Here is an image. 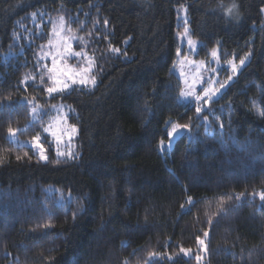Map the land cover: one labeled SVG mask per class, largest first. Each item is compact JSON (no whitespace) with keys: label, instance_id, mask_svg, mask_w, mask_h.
Masks as SVG:
<instances>
[{"label":"trees","instance_id":"16d2710c","mask_svg":"<svg viewBox=\"0 0 264 264\" xmlns=\"http://www.w3.org/2000/svg\"><path fill=\"white\" fill-rule=\"evenodd\" d=\"M61 20L97 82L49 94ZM185 26L200 55L246 61L212 113L180 100ZM53 105L76 129L69 158ZM261 192L264 0H0V264H264Z\"/></svg>","mask_w":264,"mask_h":264},{"label":"rangeland","instance_id":"374dc122","mask_svg":"<svg viewBox=\"0 0 264 264\" xmlns=\"http://www.w3.org/2000/svg\"><path fill=\"white\" fill-rule=\"evenodd\" d=\"M180 19H185L183 15L179 16ZM178 40L180 42V48L178 51L175 66L173 67L174 73L179 77L182 84V89L180 92V100L183 103H195L199 110V113L211 112L210 106L211 101L216 100L220 95L228 88V86L236 79L238 72L244 67L246 61L241 64V60L236 61L235 59H225L223 60L218 49H213L209 52L208 56L200 55L201 41L194 39L189 35V28L185 26L183 31L178 34ZM189 41L192 43L190 44ZM75 39H71L70 36L65 31L64 24L59 22L57 24L54 38L51 43L52 50L49 56L57 55L62 53V57L58 56V59H62V65H67L74 69L77 75L75 76L76 83L68 81V87L63 88L62 85H57L54 83L55 79H65V77L59 76L57 73H53V86L60 87L61 91H57L55 94L62 91H67L71 89L74 85H82L78 81L81 77L86 79L85 86L92 87L96 84L97 79L92 73L93 66L91 61L87 56L81 55L77 57L74 53L77 52L73 49L72 54L64 52V49L68 43L74 46ZM215 52V55H213ZM87 69V71H85ZM94 81V83H93ZM205 92L208 95L205 96ZM51 112L53 114L47 128V134L51 136V140L54 144L55 154L58 158L64 159L72 156L75 150L74 140L76 137V129L68 124L67 118L69 114L68 107L53 105L51 107ZM42 109L38 107H33L31 109L32 118L35 119L37 114L40 113ZM207 116H204V120H207ZM73 128L75 131H73ZM184 131V127L178 128L175 133L169 135V140L166 142L169 147H173L176 139ZM57 135H53V133ZM171 131H169L170 133ZM59 136V141L57 140ZM71 137V138H69ZM9 138L12 141H17L16 133H9ZM43 138H40V144L43 148L39 147L33 140H19L17 143L25 144L34 149L37 155L43 162H46L49 158V153L47 152V145L42 143ZM63 153V155H61ZM47 157V159H44ZM251 237L252 234L247 232ZM253 237V236H252ZM254 238V237H253Z\"/></svg>","mask_w":264,"mask_h":264},{"label":"snow or ice","instance_id":"6c2138e0","mask_svg":"<svg viewBox=\"0 0 264 264\" xmlns=\"http://www.w3.org/2000/svg\"><path fill=\"white\" fill-rule=\"evenodd\" d=\"M63 23V21L61 20V24ZM189 43L191 44L192 42L189 41ZM72 51H73V45L71 43H68L64 49V52L65 53H68V54H72ZM115 51H119L118 49H116ZM77 57H79L81 55L80 52H75L74 53ZM62 53H58L57 55H53L52 56V68L49 69L50 72H53V73H57L59 76H62V77H65V79H55L54 78V83L57 84V85H62L63 88H67L68 87V81H72L73 83H76L77 81L75 80V76L77 75V73L75 72L74 69L70 68L69 66L67 65H62V59H58V56L62 57ZM213 55H215V52H213ZM241 64L244 63L243 60H241L240 62ZM85 71H87V69H85ZM80 84H85L87 81L85 78L81 77L78 81ZM94 83V81H93ZM62 88L60 87H49L47 89V91L49 93H54V92H57V91H61ZM208 95V92H205V96ZM10 99V98H9ZM200 109H198L199 111ZM181 126L180 125H174L171 129V132L169 133V135H172L173 133H175V131L180 128ZM73 131H75V129L73 128ZM9 132L12 133V134H15V130L14 129H9ZM53 135H57L55 132L53 133ZM71 138V137H69ZM37 145L41 148H43V145L40 144V138L39 137H35L34 138ZM59 136H57V140L59 141ZM164 142L161 141V144H163ZM61 155H63V153H61ZM44 159H47V157H44ZM260 199L261 200H264V192H261L260 193ZM205 235H208V233H204ZM197 243L200 244L202 247H205V242L203 239H197ZM205 250H206V247H205ZM192 249L190 248H181V252L186 254V255H191L192 254ZM197 260H200L201 257L200 256H197L196 257Z\"/></svg>","mask_w":264,"mask_h":264}]
</instances>
